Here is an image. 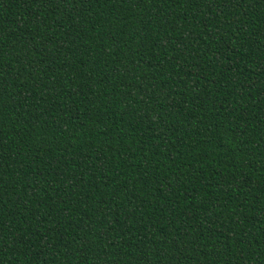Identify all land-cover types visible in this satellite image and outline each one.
I'll return each instance as SVG.
<instances>
[{
	"label": "trees",
	"instance_id": "1",
	"mask_svg": "<svg viewBox=\"0 0 264 264\" xmlns=\"http://www.w3.org/2000/svg\"><path fill=\"white\" fill-rule=\"evenodd\" d=\"M0 264H264V0H0Z\"/></svg>",
	"mask_w": 264,
	"mask_h": 264
}]
</instances>
